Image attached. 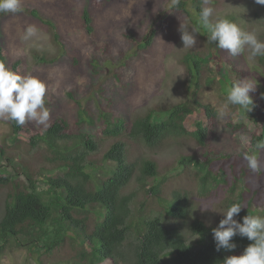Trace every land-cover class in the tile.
I'll list each match as a JSON object with an SVG mask.
<instances>
[{
  "label": "trees",
  "instance_id": "16d2710c",
  "mask_svg": "<svg viewBox=\"0 0 264 264\" xmlns=\"http://www.w3.org/2000/svg\"><path fill=\"white\" fill-rule=\"evenodd\" d=\"M197 2L200 13L202 0ZM84 4L82 31L95 44L99 35L96 15L90 0ZM28 6L32 18L43 25L62 51L61 56L35 51L34 63L42 68L56 67L70 55L75 66L80 64L81 56L76 53L74 42L63 37L60 21L37 3L30 2ZM176 7L185 10V2L181 1ZM184 13L186 18H191L189 11ZM158 21L141 31L131 26L123 30L126 40L136 43L138 48L130 56L132 60L140 58L142 49L153 46ZM256 24L257 21L247 23L248 32H251L250 26L253 31ZM218 49L215 43L214 49L207 53L210 58H203L198 51L186 53L182 62L190 78L188 90L196 76L209 69L213 60H219V56L214 55H220ZM4 51V46L0 45V63L23 75L18 71L23 57H12ZM255 60L257 69L264 70V56ZM212 77L199 78L193 100L207 119L216 121L219 118L216 106L197 97L205 83L214 84ZM83 95H77L68 87L61 88L59 94L47 90L45 106L51 116L47 128H25L6 119L11 131L6 136L7 146L0 145V190L7 191L0 218V253L7 247L38 249L45 256L40 258L42 264H223L225 257L243 253L252 242L240 235L232 238L235 248L217 250L212 230L219 224H209L196 216L188 191L172 192L164 210L149 209L163 196L164 180H159L156 161L147 157L130 161L128 145L123 140L114 142L103 159L96 155L103 136L123 132L134 143L152 149L180 137H192L202 146L209 145L212 129L208 122L198 120L195 128H190L192 107L180 102L172 108L168 118L160 121L154 120V109L134 118L129 113L113 116L110 110L103 116L102 110L101 118L104 117L105 123L98 128L99 134H91L82 127L81 113H90L83 106ZM250 95L251 110L242 112L249 118L247 122L233 123L226 119L224 125L229 131L239 133L251 150L238 143L229 155L243 151L254 155L259 151L257 144L264 143V88ZM71 107L79 110L78 118L71 117ZM211 153L183 156L186 166L196 168L194 174L203 196L223 188L234 177L242 179L243 176L244 169L230 173L216 167L209 157ZM134 178L136 187L129 189ZM237 180L229 189L227 206L242 203L245 207L234 219L242 222L245 215L264 217V201L257 200L255 189L251 193L254 196L244 194L242 188L236 191ZM41 183L47 187L39 189Z\"/></svg>",
  "mask_w": 264,
  "mask_h": 264
},
{
  "label": "rangeland",
  "instance_id": "374dc122",
  "mask_svg": "<svg viewBox=\"0 0 264 264\" xmlns=\"http://www.w3.org/2000/svg\"><path fill=\"white\" fill-rule=\"evenodd\" d=\"M85 1L87 0H22L24 11L16 14L0 13V45L4 46V53L12 57H23L18 71H22L23 75L44 79L48 91L59 94L61 88L68 87L77 95L84 94L81 98L83 106L90 113L87 115V112L81 113L80 110L84 120L82 127L91 134L100 133L98 128L101 129L105 123L103 116L106 110H110L113 116L129 113L134 118L154 109V120L160 121L168 118L172 108L180 102L192 107L188 122L190 128L194 129L198 120L208 122L212 129V137L209 139V145L205 146L200 145L192 137H180L171 140L172 143H165L159 148L152 149L134 143L126 132L110 137L103 136V143L96 154L100 159H103L105 152L114 142L123 140L128 145L130 161H136L141 157L156 161L160 170L159 180H164L163 196L156 199L149 209L164 210L170 202L172 192L188 191L195 205L196 216L209 224L218 225L223 218V212L228 209L229 189L232 182L237 179L239 180L236 181V191L242 188L244 194L254 196L251 193L255 189L254 194H258L257 200L263 202L264 153L254 152L261 163V167L256 171L247 166L244 157L249 154L246 151L242 154L229 155L238 143L247 146L249 151L251 148L239 133L229 131L224 125L226 119H231L233 123L247 122L249 119L242 113L244 108L227 103V93L233 82L239 80L258 83L256 89L264 88V70L257 69L256 60L248 58L247 50L241 55L232 56L227 50L220 48L218 49L220 55L214 53L219 56V60H213L209 69L196 76L188 90L190 78L182 62L186 53L198 51L204 55L203 58H210L207 53L215 47V43L207 39L209 32L200 19L197 0H180L185 2V10H180L176 6L170 7L171 0H90L99 27L95 44H92L82 31ZM30 2L39 4L60 21L63 37H69L74 42L76 53L81 56L80 64L75 66L70 55H67L63 64L56 67L42 68L34 63L35 51L58 56L62 55V51L59 50L60 44L54 43L43 25L32 18L28 11ZM211 6L215 10L213 20L217 17L227 18L244 31H248L247 23L255 24L257 21L254 30L252 31V26L250 30L264 41L263 5L255 3V0H211ZM185 11L190 12L191 18L184 16ZM157 19L158 33L153 46L146 50L142 49L140 58L132 60L130 56L138 48L136 43L126 40L123 30L131 26L141 31ZM181 23L199 30L197 43L192 48L182 47L179 31ZM29 25L37 26L38 34L30 40H22L21 37ZM211 76L214 84L205 83L197 97L216 106L219 111V118L216 121L207 119L205 112L193 100V94L197 89L195 83L201 77ZM71 108V117L78 118L79 110ZM249 125L254 128L252 124ZM24 126L32 129L43 127L35 121L26 122ZM10 131L9 122L0 118V145L7 146L6 136ZM207 151L212 152L209 157L216 167H222L230 173L244 170L241 173L242 179L236 176L223 188L215 189L209 196H203L199 192L198 181L195 178L196 168L186 166L183 163V156ZM45 186L47 187L45 183L38 184L39 189ZM135 187L134 178L129 183V189ZM6 192L0 190V218ZM203 205L211 209L202 210ZM44 257L42 251L38 249L7 247L0 253V264H42L40 258Z\"/></svg>",
  "mask_w": 264,
  "mask_h": 264
},
{
  "label": "clouds",
  "instance_id": "9594fccd",
  "mask_svg": "<svg viewBox=\"0 0 264 264\" xmlns=\"http://www.w3.org/2000/svg\"><path fill=\"white\" fill-rule=\"evenodd\" d=\"M180 0H171L170 7L177 6ZM264 5V0H255ZM24 11L22 0H0V13L16 14ZM211 0H202L200 19L208 29L207 39L215 42L221 49L227 50L232 56H238L248 51V58L255 59L264 56V41L255 32L242 30L236 23L227 18H215ZM180 39L182 47L192 48L197 43L200 34L196 27L187 24L180 25ZM38 28L35 25L26 27L22 40L36 37ZM258 83L250 80H239L233 83L227 93V103L251 110L253 100L250 95L257 88ZM46 84L38 77L22 75L0 63V118L15 121L18 125L35 121L37 124L49 127L50 110L45 106ZM224 115V113H221ZM257 149L264 153V143H258ZM247 166L256 171L261 167L257 156L246 155ZM242 203H233L223 212L219 225L212 230L217 250L232 249L235 244L232 238L236 235L247 237L250 243L240 255L225 257L223 264H264V217L245 215L243 221L234 219L242 208ZM211 209L203 205L202 210Z\"/></svg>",
  "mask_w": 264,
  "mask_h": 264
}]
</instances>
